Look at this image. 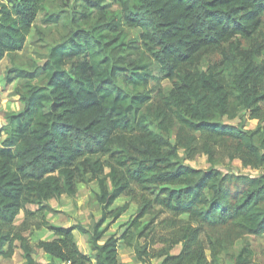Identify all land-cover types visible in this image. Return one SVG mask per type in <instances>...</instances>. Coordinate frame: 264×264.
Segmentation results:
<instances>
[{
  "label": "trees",
  "instance_id": "1",
  "mask_svg": "<svg viewBox=\"0 0 264 264\" xmlns=\"http://www.w3.org/2000/svg\"><path fill=\"white\" fill-rule=\"evenodd\" d=\"M74 1V31L50 50L45 84L20 69L6 79L28 83L16 91L23 111L6 114L0 135V256L12 258L18 242L25 264H38L35 247L48 264H121L123 242L142 264H220L235 240L264 236V0H117L120 14L107 0ZM47 2L0 0V63L25 49ZM128 28L141 30L140 41L127 40ZM239 109L258 120L255 130L221 122ZM181 151L186 160L239 159L261 175L195 169ZM91 183L99 222L90 230L52 225L50 201ZM122 197L138 205L137 217L103 241L129 209H113ZM33 228L56 239L33 245ZM76 230L89 236L93 257L80 251ZM257 256L245 240L231 258L259 264Z\"/></svg>",
  "mask_w": 264,
  "mask_h": 264
},
{
  "label": "rangeland",
  "instance_id": "2",
  "mask_svg": "<svg viewBox=\"0 0 264 264\" xmlns=\"http://www.w3.org/2000/svg\"><path fill=\"white\" fill-rule=\"evenodd\" d=\"M109 9L116 11L118 14L121 13V6L117 0H107ZM74 0H48L44 11L40 15L35 28L33 29L30 37L28 38L25 49L20 52L16 59L13 61L9 57L4 59L0 63V135L2 139L5 138L3 130L7 127L6 114L8 113H19L23 111L24 105L20 101L19 96L16 94L18 88L25 89L27 85V80L17 79L11 84L6 83L13 69L25 70L29 73L35 75L33 84L43 85L46 82V76L42 70L43 65L46 62L50 50L55 45L68 39V36L74 31L73 26L70 24L68 16L72 14V10L75 7ZM46 16H51L59 18V23H45L43 20ZM126 35L128 41H140L141 30L140 29H126ZM264 40V36L262 37ZM164 88L172 87V83L169 80L162 82ZM238 117L236 119H229L225 117L221 120L222 123L232 126H240L241 124L246 130H255L258 127V120H251L249 113L245 112L243 109L236 110ZM181 160L184 159V163L195 169L208 170L210 168H215L221 171L223 174L238 176H250L258 177L261 175L260 171L252 170L251 168H246L239 159L231 160L228 157H224L222 154L218 155L214 163H210L209 157L206 154L199 153L193 159L186 160L184 151L180 152ZM238 182L233 183L231 186V191L236 192L238 188ZM98 187L96 183H91L89 185L80 184L78 186V194L75 198H71L66 195L59 200L50 202L52 207V212L46 213V217L52 225L51 219L60 220L61 223L70 224L71 226L81 225L86 229H91L99 220L101 219L100 212H98V207L95 206V194L97 193ZM68 196V197H67ZM124 200L118 202V205H123ZM135 204V203H134ZM137 205V204H136ZM28 209L35 211L36 206L29 205ZM138 205L130 206V210L127 214L118 220L116 223L112 224L109 231L106 233L105 238L116 235L120 237L126 230L132 221L137 217ZM171 216L166 214L159 218V221L170 218ZM25 216L21 214L17 221V225H21L24 222ZM181 219L188 220L186 217ZM149 217L143 219V222H148ZM107 221L104 227L109 223ZM89 226V227H88ZM160 230V229H159ZM47 229L36 230L31 229L26 233L33 243V245H38L39 239L46 240ZM122 233V234H121ZM245 240L249 241L252 248L257 253L256 261L259 264H264V236H245L234 241L228 252L225 251L219 256L220 264H233L232 255H238L240 250L245 244ZM80 246L83 247L82 238L79 239ZM105 241V240H103ZM163 246H156L157 249H161ZM181 246L175 247L170 251V255H178L181 251ZM130 249V248H128ZM126 246L121 247L119 252V263L125 264H142L134 254L132 249L128 250ZM34 257L39 264H45L47 257L44 256L43 252L36 248L34 249ZM210 257V252H208ZM94 253L90 255L93 257ZM164 258H155L150 264H162ZM0 264H25V255L20 249L16 250L15 255L10 259H5L0 256Z\"/></svg>",
  "mask_w": 264,
  "mask_h": 264
},
{
  "label": "crops",
  "instance_id": "3",
  "mask_svg": "<svg viewBox=\"0 0 264 264\" xmlns=\"http://www.w3.org/2000/svg\"><path fill=\"white\" fill-rule=\"evenodd\" d=\"M7 58V57H6ZM5 58V59H6ZM98 187V186H97ZM97 193L99 192V189H97V191H96ZM64 196H66V195H64ZM63 197V196H62ZM62 197H60V198H62ZM68 197V196H67ZM59 198V199H60ZM71 198H75V197H71ZM58 198L57 199H53V200H51L50 202L52 203L53 201H57V200H59ZM124 200V204L123 205H125V204H127V203H129V209H128V211L130 210V206H132V205H135V206H137L136 204H134V203H132L131 202V199L130 198H128V197H122V198H120V199H118L116 202H115V204H114V206H113V209H116V208H119V207H122L123 205H118V202H120V201H123ZM95 206L96 207H98V212H100V215L99 216H101L102 217V209H101V206H100V204L96 201L95 202ZM128 211L127 212H125L124 214H123V216L122 217H124V215L125 214H127L128 213ZM21 216V215H20ZM19 216V217H20ZM19 217H18V219H19ZM122 217L120 218V219H122ZM18 219H17V221H18ZM47 219H48V217H47ZM119 219V220H120ZM51 221H52V223L53 224H55L54 226H56V227H60V228H70V227H72L70 224H64V223H61L60 222V220H55V219H51ZM50 222V221H49ZM16 224H17V222H16ZM89 227V226H88ZM44 232H47V236H46V240H44V239H39V242L40 241H53L54 239H56V236L54 235V233H52V232H50V231H44ZM122 234V233H121ZM74 235H75V238H76V242H77V245H78V247H79V249H80V251L84 254V255H87V256H90L91 255V253L93 254V252H92V250H91V247H90V244H89V236L87 235V234H83V233H81V232H79V231H74ZM80 238H82V241H83V247H81L80 246V241H79V239ZM109 238V237H108ZM108 238H104V240H106V239H108ZM15 246H16V250H18V249H20L21 251H22V253H24L23 252V250L20 248V244L17 242L16 244H15ZM125 245L123 244V242H121L120 243V248L119 249H121V247H124ZM126 249H128L127 247H126ZM16 250H15V252H16ZM128 250H130V249H128ZM42 251V250H41ZM43 252V251H42ZM43 254H44V256L45 257H47V261H46V263L45 264H48L49 262H50V260H51V257L49 256V255H47L45 252H43ZM25 255V254H24ZM95 255V254H94ZM35 258V257H34ZM10 259V258H9ZM36 260V259H35ZM39 264V263H38ZM122 264H125V263H122Z\"/></svg>",
  "mask_w": 264,
  "mask_h": 264
},
{
  "label": "built area",
  "instance_id": "4",
  "mask_svg": "<svg viewBox=\"0 0 264 264\" xmlns=\"http://www.w3.org/2000/svg\"><path fill=\"white\" fill-rule=\"evenodd\" d=\"M92 264H97L96 262H93Z\"/></svg>",
  "mask_w": 264,
  "mask_h": 264
},
{
  "label": "water",
  "instance_id": "5",
  "mask_svg": "<svg viewBox=\"0 0 264 264\" xmlns=\"http://www.w3.org/2000/svg\"><path fill=\"white\" fill-rule=\"evenodd\" d=\"M35 253V252H34Z\"/></svg>",
  "mask_w": 264,
  "mask_h": 264
}]
</instances>
